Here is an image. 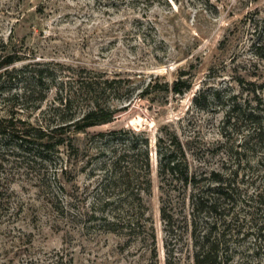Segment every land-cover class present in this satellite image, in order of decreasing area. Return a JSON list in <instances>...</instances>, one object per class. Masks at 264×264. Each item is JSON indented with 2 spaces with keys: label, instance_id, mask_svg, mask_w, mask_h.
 <instances>
[{
  "label": "rangeland",
  "instance_id": "obj_1",
  "mask_svg": "<svg viewBox=\"0 0 264 264\" xmlns=\"http://www.w3.org/2000/svg\"><path fill=\"white\" fill-rule=\"evenodd\" d=\"M263 21L264 0H0V264H193L194 190L159 174L160 138L180 145L197 189L217 186L213 175L230 186L215 228L232 264H264V61L252 47ZM8 55L20 61L4 66ZM45 68L65 83L81 70L116 80L98 96L115 113L53 135L65 145L41 162L7 125L59 121L53 86L40 103L23 98ZM180 75L190 89L175 95ZM87 106L77 97L63 119ZM120 130L148 138L149 174L141 138L130 150L131 134L109 136Z\"/></svg>",
  "mask_w": 264,
  "mask_h": 264
},
{
  "label": "trees",
  "instance_id": "obj_2",
  "mask_svg": "<svg viewBox=\"0 0 264 264\" xmlns=\"http://www.w3.org/2000/svg\"><path fill=\"white\" fill-rule=\"evenodd\" d=\"M264 22V21H263ZM252 47L255 48V54L261 60L264 61V34L259 35L253 42ZM20 61L15 55H8L3 62L4 66L12 65ZM19 72V71H18ZM34 74L23 87V98L25 102L33 100L34 102H42L45 100L46 94L51 90V87L57 91L55 104L51 108V112L55 113L59 117V121L55 125L45 124L31 126L27 125L24 129L17 128L9 129L7 125L8 135L16 143V149H20L23 153L39 161L46 162L45 154L55 150L60 146H64L63 139L53 141V135L63 136L65 132L72 129L74 132L80 133L86 129L101 126L111 122L114 111L110 108H102L98 101V96L102 94L105 88L112 89V86L116 84V80H108L100 77H88L81 70L75 77H72L71 83H65L63 80L53 78L54 74L48 68L33 71ZM51 78V79H50ZM57 85L56 86L54 85ZM67 88V91H64ZM171 93L175 95H183L190 89V84L179 78L171 84ZM67 93V94H66ZM79 96L86 98L87 106L85 112L81 117L72 120H65L63 116L68 113L75 102V99ZM36 109V108H35ZM4 134V133H3ZM128 135L131 134V143L128 149L137 150L136 140L141 138L142 143L137 151L141 156L142 169L149 174V157H148V138L142 133H135L132 131L120 130L118 133H110L109 136ZM103 136V134H100ZM175 139H163L157 140V156L159 158V174L161 176L175 177L178 182L183 186H191L194 190L191 196V208L192 218L191 225L193 228V264H232V254L228 247L226 237L228 234L226 230L222 229L217 231L215 226L217 222L223 227L225 225V207L226 202L231 191L226 181L223 182L217 175H213L211 179L212 183L217 184L212 190L207 189V192L197 189V183L193 176L189 175L187 170V164L184 159V155L181 151V147L178 143H174ZM125 154V153H124ZM127 155H122L121 159L124 160ZM118 162L114 163V167ZM209 191H214L215 197L208 195ZM162 219H166L164 210L161 209ZM219 215L218 219L209 225L207 220L205 221V231H197V220L202 215V219L210 218V215ZM169 264V263H167Z\"/></svg>",
  "mask_w": 264,
  "mask_h": 264
}]
</instances>
